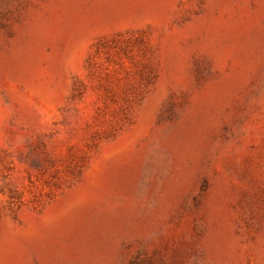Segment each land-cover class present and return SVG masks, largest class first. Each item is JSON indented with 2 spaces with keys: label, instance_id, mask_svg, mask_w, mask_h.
I'll use <instances>...</instances> for the list:
<instances>
[{
  "label": "rangeland",
  "instance_id": "obj_1",
  "mask_svg": "<svg viewBox=\"0 0 264 264\" xmlns=\"http://www.w3.org/2000/svg\"><path fill=\"white\" fill-rule=\"evenodd\" d=\"M0 264H264V0H0Z\"/></svg>",
  "mask_w": 264,
  "mask_h": 264
}]
</instances>
